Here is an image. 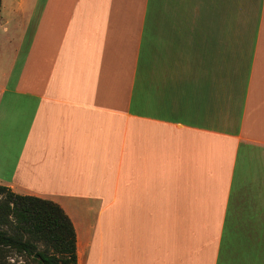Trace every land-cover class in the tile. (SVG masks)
<instances>
[{"label": "crops", "instance_id": "obj_1", "mask_svg": "<svg viewBox=\"0 0 264 264\" xmlns=\"http://www.w3.org/2000/svg\"><path fill=\"white\" fill-rule=\"evenodd\" d=\"M0 77V185L78 264H264V0H2Z\"/></svg>", "mask_w": 264, "mask_h": 264}, {"label": "trees", "instance_id": "obj_2", "mask_svg": "<svg viewBox=\"0 0 264 264\" xmlns=\"http://www.w3.org/2000/svg\"><path fill=\"white\" fill-rule=\"evenodd\" d=\"M0 264H78L76 230L63 208L0 185Z\"/></svg>", "mask_w": 264, "mask_h": 264}, {"label": "rangeland", "instance_id": "obj_3", "mask_svg": "<svg viewBox=\"0 0 264 264\" xmlns=\"http://www.w3.org/2000/svg\"><path fill=\"white\" fill-rule=\"evenodd\" d=\"M3 63V62H2ZM0 79H1V77H0ZM0 83H3V79L2 80H0Z\"/></svg>", "mask_w": 264, "mask_h": 264}]
</instances>
